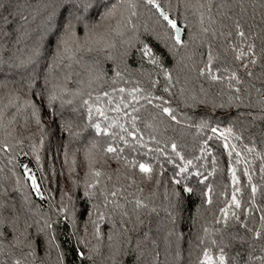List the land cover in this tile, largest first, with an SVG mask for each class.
Wrapping results in <instances>:
<instances>
[{"label": "trees", "instance_id": "trees-1", "mask_svg": "<svg viewBox=\"0 0 264 264\" xmlns=\"http://www.w3.org/2000/svg\"><path fill=\"white\" fill-rule=\"evenodd\" d=\"M66 2L0 0V264H264V0Z\"/></svg>", "mask_w": 264, "mask_h": 264}, {"label": "snow or ice", "instance_id": "snow-or-ice-1", "mask_svg": "<svg viewBox=\"0 0 264 264\" xmlns=\"http://www.w3.org/2000/svg\"><path fill=\"white\" fill-rule=\"evenodd\" d=\"M146 2L148 4H150V5H152L153 7L159 8V5L156 3V0H146ZM93 8H94V0H67V2L63 4V11L61 12V15L63 16L65 13H69L70 16H71V18L68 19L66 25L64 26L65 33H66L67 37L74 36V33L72 31V29H73L72 20L73 19L79 20L80 17L77 14L78 13H82V12H87L89 9H93ZM160 14L168 22V24L172 27V29H174L176 31L177 35H176L175 39H176L177 43H180L181 42L180 41V36H179L180 29L178 28L177 23L174 20L170 19L168 17V15L166 13H164L163 11H161ZM0 19H3V18H0ZM239 27H240L239 24H237V28H239ZM238 34L241 37H244V35H245V33L243 31H240ZM63 43L66 44L67 40L63 41ZM249 47L251 49V46H249ZM143 53H144L145 56H149V57L152 56V50L147 45L144 46ZM242 56H243V53L237 55L236 58L237 59H241ZM211 59H212L211 56H209V65L211 64ZM152 62L155 63L156 62L155 59H153ZM252 63L255 64V60H253ZM245 67H246V65H245ZM206 70L209 73L211 72L210 67H207L206 69H201L200 70L201 71V75H203ZM248 75L251 76L252 73L250 72V73H248ZM233 78H236V77L233 76ZM212 79H216V77L212 76ZM49 99L50 100H55L56 97L53 95V96H50ZM163 111L165 113H167L169 116H171L172 119H175V116L172 114L170 109L164 108ZM101 114H103V113H101ZM96 127L99 128V125H97ZM212 131L215 132L216 129H212ZM173 148H175V145H173ZM107 151L112 152V151H115V149L109 147L107 149ZM139 169L143 173H149L151 171V168L149 166L145 165V164H140L139 165ZM181 171H184V169H181ZM234 179H235V177H234ZM176 183H179V181H176ZM33 186L36 187L35 180H33ZM185 191L190 192L191 189L190 188L189 189H185ZM253 192H255V188H253ZM115 194H116L115 192L112 193V195H115ZM233 202L235 203V206L237 208L240 207V204H239L238 201H236L235 196H233ZM222 211H223V214H224V216L226 218L228 213L226 211H224V210H222ZM232 215L236 219H239V217L236 216V213L233 212ZM260 235H261L260 232H256V237L255 238L259 239ZM204 255H205V257H207V260L206 261H201V264H209L210 261H213V258L211 256H209L207 251L204 253ZM225 261H226V258H225L224 254H223V249H221V254L219 256V264H225Z\"/></svg>", "mask_w": 264, "mask_h": 264}, {"label": "water", "instance_id": "water-1", "mask_svg": "<svg viewBox=\"0 0 264 264\" xmlns=\"http://www.w3.org/2000/svg\"><path fill=\"white\" fill-rule=\"evenodd\" d=\"M159 11H160V13H161V11H163L164 13H165V11L163 10V8L161 7V6H159ZM168 15V14H167ZM168 17L170 18V16L168 15ZM171 19V18H170ZM176 22V21H175ZM177 23V22H176ZM177 26H178V28L180 29V32H179V36H180V38H182V36H183V30H182V28L181 27H179V25L177 24ZM175 31V30H174ZM175 35H177V33H176V31H175ZM31 172V171H30Z\"/></svg>", "mask_w": 264, "mask_h": 264}]
</instances>
